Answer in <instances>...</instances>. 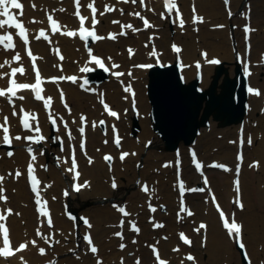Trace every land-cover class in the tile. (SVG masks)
Instances as JSON below:
<instances>
[{"label":"bare ground","instance_id":"6f19581e","mask_svg":"<svg viewBox=\"0 0 264 264\" xmlns=\"http://www.w3.org/2000/svg\"><path fill=\"white\" fill-rule=\"evenodd\" d=\"M25 3V19H26V25L28 26L31 36L36 34L39 30V28L47 27V23H46V11L51 13L54 17L58 18V21L62 24V25H68V26H74L78 23L77 19L73 16L74 13V8L73 4L70 3L69 0H67L66 2L63 3H59L58 1H52V0H23ZM98 2V4L101 7V10L103 9V2L102 0H96ZM232 4L234 5V7L238 8L239 10L236 12V15L232 18L227 17V13L223 7V3H221L218 0H180V3L182 5L183 10L185 11V22H187L188 25L192 26L193 28H197L199 29L198 33H195L191 30V27H189V31H188V35L185 37H181L180 34H178V26L176 25V40H180L181 39L183 41H185L183 43V45H181V55L183 56L182 62L185 64V67L183 68L182 74L184 76L185 79L189 80L192 77L195 76V73L197 72V68L195 66L192 65V63L194 62V60H202L203 61V65H202V83L203 86L206 87V85L209 83V80L212 76V73L214 71V69L217 67V65L215 66L214 64H209L207 63V59H221L220 63L222 61H224V59L228 58V59H234V51L232 50V48L230 47V43H227L228 40V26L230 24L233 23V21L235 20V17L237 18V20H239L241 18V14L240 12L244 10V14L246 13L247 7L246 5H244V3H241V0H232ZM259 0H255L254 4H259V3H264V0H260V2L258 3ZM82 2L85 5V8L87 3L90 2V0H82ZM106 2L108 4H110V6H114L115 9H117L116 11L110 12V13H105L102 16V21L103 24H100L97 26V29L99 31L104 30V22L108 20V18L110 16L114 17H120L122 19H128V22H132L133 18H136L133 15H129V13L134 12L136 9H140L143 11L142 15L148 16L150 19V23L154 26H158L157 28H161V31H158L157 33L159 34V40L160 39H166V34L167 31L164 28L166 26V19H162L160 16L161 12H164L166 15V11L163 8V3L162 0H146V3L148 5V8L154 9L155 11H148L147 9H142V7L138 4H136L135 6L129 2V3H119L116 0H106ZM35 3L37 5L36 9H33L31 7V4ZM192 3H195L197 8H198V13L199 16H203L204 20L202 23H193L192 21V13H191V8L190 5ZM68 5V8H66ZM72 5V6H71ZM243 7V8H242ZM260 6H255L252 7V11H254L256 8H258ZM60 8L65 9L66 11H59ZM233 8V11L236 9ZM251 8V7H250ZM261 8H264V4L261 6ZM56 11H53V10ZM120 9H123V14H121V12L119 11ZM186 11L190 14V16H188V14H186ZM204 12V13H202ZM169 15V14H168ZM167 15V16H168ZM221 15V18L218 20L216 17ZM171 16V15H170ZM169 16V17H170ZM244 17V16H243ZM35 18L38 21H42V23H37V24H33L30 21ZM169 19V18H168ZM123 20V21H124ZM263 20H264V16L261 18L260 16H257L256 19H254V26L259 25H263ZM221 21V24H220ZM235 22V21H234ZM245 22V21H244ZM108 23V22H106ZM143 25V24H142ZM216 25H223L222 28H218L216 27ZM187 26V25H186ZM110 28L108 29H113L116 31L120 30V26L119 27H114V26H108ZM138 28V27H136ZM154 28V27H152ZM150 28V29H152ZM187 28V27H185ZM254 29V28H253ZM187 30V29H186ZM185 30V31H186ZM128 31V36L130 34H133V38L131 40H136L137 44L134 46V54L130 57L129 54H124L122 57L120 58H113L112 57V61L115 60H120L122 61V63H124V67L126 66H130L132 62H134L135 60H137L138 58H146L149 57V53L153 50V48H155L156 52H157V56L159 57H164L165 53L164 52H158V46H159V41L158 39H154L150 42V46H145V44L140 45V41L143 39V37L146 35L144 32H147L148 30H140L138 32H133L130 29L126 30ZM152 33V32H151ZM235 36L237 37V48H239V52L241 56L245 55V37H244V32H243V37L242 39L240 38V31L239 28L237 27L235 29ZM135 35V36H134ZM196 36H199V38L196 39ZM220 39V41L222 42H216V40ZM240 40H242V42L244 41L243 44V49H241L240 47ZM250 41L252 42V50L250 51L251 54L256 53V51H258L260 55H263L262 53L264 52V30L261 34H258L255 31L252 32V34L250 35ZM165 42V41H162ZM216 42V43H215ZM91 43V47L96 48L97 52L104 55L105 57H107V55H111L114 54L115 52H118V44H116L114 41H102V42H90ZM34 45V49H35V53L38 57H42V59H39V62L41 64L42 67V71L43 74L45 76H48L50 74H67L70 72H80L79 68L82 67L84 65V63L87 61L88 56L85 53V48L83 45V42L77 37V38H68L65 37L64 35H61L60 33H56L53 35L52 37V42L50 45H48L46 42L44 41H37V42H33ZM56 47H58L59 50H62L65 53V59L63 61L64 67H63V71H60V69H58L57 67H55L56 63H58V61L55 58V52L54 50L56 49ZM205 48H207V59H205V57H203L201 55V53L205 50ZM16 50H19L23 53V49L21 45H17ZM220 50H222V52H220ZM262 52V53H261ZM12 52L9 51H5L3 49L0 48V63L3 62V60L5 58H10L9 55H11ZM254 55V54H253ZM196 56H198L199 58H195ZM169 57L170 60H172L174 58V53L172 51H170L169 53ZM208 57H212V58H208ZM156 57H152V60L149 59V62L154 61ZM223 59V60H222ZM166 61V60H164ZM27 59L24 57L22 59V63L23 64H27ZM139 62H143V60H139L137 61V63ZM190 63L192 66L191 67H187V64ZM236 65H238V63H236ZM235 63H233L232 65V72L231 75L233 74L234 68L236 67ZM224 66L226 67V65L224 64ZM242 68V67H241ZM28 69V68H27ZM122 69L123 66H122ZM260 69H262V72L264 73V64L262 63V65L260 66ZM126 70V69H125ZM0 71H8V67L6 66L4 69H0ZM148 72V70H144V69H135V73L140 74L141 78L140 81H144L145 78L142 77V74H145ZM18 77H22L19 76ZM250 80V85L254 86L256 89H259L262 93L261 96H255L253 94L249 95V105L251 110L255 111V109H259V106L261 104L264 103V81H257L256 79V73H255V67L254 64L252 65L251 68V75L249 77ZM126 82L127 85L132 86V83L134 81L133 77H129V75H127L126 77H119V78H115L112 75L109 76V78L101 83L100 85H93V86H88L89 88H94L96 89L94 94L89 93V95L83 93V91H81L79 89V86L82 84L81 82H77V83H55V84H48V88L46 90V96H52L53 97V103H52V110L53 114L58 115V117H68V122L69 124L72 126L73 132H72V136L74 134L79 135L80 140H82V137L85 136L87 138V148L89 149V151L93 152V157L91 158L92 163H94L91 167L84 165V162H82V159L80 161V166H81V170H82V174L80 176V181L82 183H84L85 181L88 182V180L86 179V177H89L92 179L91 183L92 185H89V187L83 188L81 189V191H79L80 195H87V194H107L111 197H115V194L112 191H108L107 192V185H105L102 182V177H110L109 172L107 170V165L108 163H105V161L103 160L102 156L100 155V151L98 150V148H95L96 146H99V142L101 141V135L99 132V129L97 127H93L92 126V122L95 121L97 122L100 119V115L107 117L108 121L110 122H115L114 126L115 128H118L122 125V120L124 118L123 116V112L120 113V119L118 121H116L113 117H108L105 115L104 113V108H103V104L100 102L101 101V94L102 96H108L109 100H111L112 102H120L119 99V93L120 90L117 88H120L119 85L121 82ZM125 83V85H126ZM6 84V80H0V86H3ZM119 84V85H118ZM57 85H60L59 87H57ZM139 85V89L136 92V96H135V100H137L138 102V106H139V111H140V117L141 120L144 124V129L143 132L141 133V137L146 138L147 136L150 135V129H149V119H147L146 117V113L148 112L147 109L148 108V104H147V98L146 96H144V91L142 90V83H138ZM141 86V88H140ZM60 90H63L64 92V98L65 101H67L71 106L74 107V110L72 109V114H70L69 112H67V110L64 108V106L61 104V100H60ZM97 94H100L99 98L97 96ZM18 95H23L25 97V99L23 101L17 100V107L19 108L20 105H23L24 109L26 111H30L33 112L34 109H36V107L40 110V115L38 116L37 120L39 123V127L41 129V132L47 137L46 141L43 143V145L41 147H38L35 149V153L34 155H36L37 159L34 162L35 163V174L36 177L40 180L41 184L39 186L40 188V193H41V197L43 198V200H46L48 203H51L50 206L53 209V217L55 218V221L57 223L58 226H63L65 227V230L67 229V227H75V224L72 225L73 223L71 221H69L66 218H61L60 216H58L56 210H59V208L61 207V205H66L68 202H71L74 205V202H76V198L74 197L75 195L73 194V191L70 192V194H68L67 196L63 195L62 193H64V190L61 188L64 184L63 181L68 179V177H64L61 175L60 170H58L55 166L50 165V168L48 171H45L41 165L44 163V161L46 160V157L50 151V148L47 147V143L50 139L49 137V133H50V125H49V116L46 115L44 107L42 106L41 103L39 102H35L33 100L32 94L30 91H23L18 93ZM132 101L133 99L129 96V95H125V98L122 100V103L127 106H131L132 105ZM0 105L3 106V108L6 111H10L12 109V107H9V104L7 103L6 98H0ZM150 106V105H149ZM83 111L85 112L86 115H88V119H94L95 117H97V120H91V124L90 126H84L85 128V132L83 134V136L81 135V133L79 132V128L81 127V122H80V117L78 118V121L76 120V114L79 111ZM103 111L102 114H100V112ZM123 116V117H122ZM86 117V116H85ZM17 118L12 117L11 119V123H10V127L12 128L13 133L18 132L19 129V124L15 123ZM18 121V120H17ZM75 121V122H73ZM89 124V121L87 120V122ZM33 127H35V123H33ZM243 129V127L241 128ZM116 130V129H115ZM111 131H113L111 129ZM65 129L62 125H60V130H59V134L56 135V137H66L65 135ZM212 132V131H211ZM210 130H205L204 133L198 138L199 140V145L201 148H204V146L207 144V138L210 137ZM112 137V136H111ZM112 139V138H111ZM238 139V138H237ZM80 140L78 141L80 143ZM159 143H161V139H159ZM112 141V145L115 144V141ZM77 142V144H78ZM21 143L24 144L23 140L21 141ZM122 144L129 148L127 149L129 155L127 157L124 158V160L120 161V158L118 157V154H116L117 157V161L118 164L115 167V171L116 172H120L119 170V165L122 163H130L133 155H132V148H138V144L135 140H131L130 138H125L123 139ZM221 144V143H220ZM239 143L237 141V144L235 145L234 149L236 150V155L237 152L239 151ZM2 147V142H0V160L2 161L3 164L8 165V166H12L15 167L16 170L19 169L21 171V173L27 174V164L30 160V154L22 149V148H15L13 153L14 155L9 158V157H4L5 155V151L4 149L1 148ZM68 147V146H67ZM109 147V146H108ZM106 147V148H108ZM112 147V146H111ZM57 149V148H56ZM66 152L69 151L70 154V148H68V150H65ZM112 152H115V149L112 147ZM109 151V152H111ZM230 155V153H226L225 159L228 161V156ZM80 157V155H79ZM9 158V159H7ZM202 158V156H201ZM89 161V158H87ZM83 163V165H82ZM214 163V162H213ZM216 163V162H215ZM222 164H227L228 162H219ZM63 167H64V171L66 170L67 166H70V162L66 163H62ZM175 167V173H176V163H171V166ZM236 165H237V159H236ZM235 166L228 165V168L231 169V171H228L227 174H224V176L215 179V175H216V171H212L211 176H210V182H211V187H215V184L217 186H221V188L224 189L223 192V198H221L219 196V200L221 201L222 205L226 208L227 212L229 215H232V213L230 212V210H235L237 212V207L235 206V204L233 205V207L231 206V201L233 198H235V189H234V180H235ZM207 167V166H206ZM207 169V168H206ZM234 169V170H233ZM248 169V168H247ZM245 169L242 172V177H243V182L241 183V189H242V199H243V204H244V209L246 211V209L251 208V210H249L250 215V220L246 217H243L246 221L247 224H243V238L244 234L247 230V232L249 233V235H251L249 237V239H247L246 242V247L248 252L250 253V255L252 256L254 263L255 264H260L261 262V258L258 257L259 252L256 250V245H258L259 243L264 244V205L262 203V199H261V194L264 192V190H261V187L258 185H254L253 187L251 186V178H250V173L249 171ZM3 172H6L3 170ZM141 173H144V171H140ZM122 175H124V173H122ZM5 177V180L3 182V187L6 188V190L9 192V195L11 197V200H7V203L5 204V206H10L13 207V210H15L16 212H13V214L11 215V217H8V223L10 225V236L11 238L15 241V245L19 242V241H24V240H31L30 238L35 237V239H37L38 245L42 246L45 245L47 246L43 240H41L40 238L36 237L35 232L37 228H40V230L45 233H51L50 228L46 225L47 223L45 222V217H41L39 216L38 211L32 210L31 205H28V207L26 208L24 206V204L22 203V201L26 202V197L28 196L27 193L25 192V187L24 184L22 183L21 180H19V178H15L14 176L10 177V180L7 179V174L3 175ZM142 177V176H141ZM176 177V174H175ZM234 177V178H232ZM69 179H72V176L70 174ZM96 179V183L94 184V180ZM201 179V178H200ZM202 182V181H201ZM142 184H140V191H138L139 195H141L142 197L146 196V197H151L153 199L157 198L156 195L153 194V190H152V186L150 185L149 188V192L145 193L142 191ZM50 185V187H49ZM196 185H200L199 184V179L196 178L194 180H191L190 183L187 185H185L186 188H196ZM213 187V188H214ZM171 188V187H170ZM201 188H205L203 183H202V187ZM252 192L249 195H246L245 190H251ZM69 193V192H68ZM73 195H72V194ZM52 194H59V203H53L52 201ZM32 200H35V194L31 196ZM234 200V199H233ZM89 201H93L95 203H97L95 206V208H98L99 203L97 200L95 199H91ZM92 202V203H93ZM61 204V205H60ZM49 205V204H47ZM203 205V204H202ZM204 208L202 209L204 214H208V216L205 218V220L207 221V229L206 230H202L204 232L201 231V233H205L206 231H209V233L212 234V236L210 237V239L207 240V244H209V248H213L218 254H220V257H227L228 259H234L236 258V255L234 252H236V249L233 247V241H235L233 238H230L227 234L226 229L223 227V223L220 220V217L218 215V213H214L208 205H205L204 203ZM180 208V204L178 206V209ZM89 211L88 209H84ZM169 214H172V209H169ZM18 211H20V213H22V217L21 219L18 218L17 215H15V213H17ZM64 211V210H63ZM132 211V215H134V210L131 208ZM179 211V210H178ZM242 212V211H240ZM239 212V213H240ZM96 214H104L105 216V220L107 221V223L110 221L108 218H114V214L111 210L110 207H99L96 211ZM159 213V211H158ZM93 216V214H91ZM217 216V220L215 218V216ZM240 215L242 216V213H240ZM160 216V214H159ZM94 217V216H93ZM236 217V216H235ZM87 218V217H86ZM186 218V216H185ZM24 219V220H23ZM122 219L121 216H119V220L118 222L120 223V220ZM42 221V226L38 225V222ZM199 221V220H198ZM221 222V226L220 227V222ZM91 224V222H90ZM72 226V227H71ZM174 227H177L176 223H173ZM92 229L95 232V235L93 237V242L96 243L100 250L98 252V255H93L91 253H88V244L85 241H82L81 247L80 249L82 250L81 254L78 256L80 258V261H76L79 264H92V262L94 263V261L97 262V260H100L102 254H105V249L106 248H111L112 251L111 253H109V259H115L117 261V258L120 254H127V251L125 252H120L118 250H116V242L117 240L115 238H112L111 241L109 243H106L104 241V237L109 236V233L111 232L110 228H105V234L102 238V241L100 240V238L98 237V233L96 232V221L94 218H92V227L89 228L86 225H82L81 228L79 227V233L80 232H87V230ZM72 236L75 235L74 230H72ZM93 232V233H94ZM161 234V232H160ZM192 235V234H190ZM192 236L195 237H200L199 235H195L193 234ZM143 240V238H141V241ZM246 240V239H245ZM193 241V240H192ZM194 244V242L192 243V245ZM191 245V246H192ZM162 248H160L161 250V256H164L163 253H166V251H168L166 248H164V242H162ZM187 247V246H186ZM264 247V245H263ZM182 248H185L184 246H182ZM232 249L234 252H232ZM229 252V255H228ZM195 255L196 252H195ZM239 255V253H238ZM19 256H23L25 258V260L28 261L29 263L32 264H38L40 261L45 260L46 262L51 261V257L48 255V252L45 256H41L38 254V251L36 248L32 247L31 245L29 246V248L24 251L21 252L19 254H17V256L10 258L9 260H4L2 258H0V264H20L19 261ZM198 256H195V258H197ZM139 259L141 260V262H148L149 259V251H146L142 254H140ZM167 259L169 260V258L167 257ZM54 261V260H53ZM101 261V260H100ZM203 262V263H202ZM198 262V264H208L207 262ZM44 263V262H42ZM187 262L183 261V264H186ZM193 263V262H192ZM191 263V264H192ZM155 264V263H154ZM169 264H170V260H169ZM210 264H219L218 261L213 260Z\"/></svg>","mask_w":264,"mask_h":264},{"label":"rangeland","instance_id":"374dc122","mask_svg":"<svg viewBox=\"0 0 264 264\" xmlns=\"http://www.w3.org/2000/svg\"><path fill=\"white\" fill-rule=\"evenodd\" d=\"M221 3H223V7L226 11V13L228 14V10H233L234 5L232 4V0H230V2L228 4H225L224 0H218ZM250 3V5H248L249 7H251L250 9L252 10V7L255 6H260L258 8H256L254 11H252V20H251V24L252 26H254V19H256L257 16H260L261 18L264 16V8H261V6L264 4L259 3L260 0L258 1L259 4H254L255 0H241V3L247 2ZM138 3V2H137ZM136 5V4H135ZM229 8V9H227ZM243 8V7H242ZM238 10V8H236L235 12ZM137 11V9H136ZM141 11V10H139ZM233 12V11H231ZM186 13L190 16V14L186 11ZM204 13V12H202ZM241 14V18L239 20H237V18L235 17V22L233 21V23L231 25H229L228 28V40L227 43H230V47L232 48V50L234 51L233 55H234V59H224V64L226 65V68H228L230 76H234L235 75V68L233 71V74L231 75L232 72V65L233 63L236 64V58L240 55L239 52V48H237V37L235 36V29L238 27L239 31L241 33L240 38L242 39L243 35H242V29L241 26L244 23L243 18L245 17L244 14V10L240 12ZM114 16V15H113ZM111 16L108 21L111 22L112 21V17ZM244 16V17H243ZM203 17V16H202ZM228 17V15H227ZM204 18V17H203ZM218 20L221 18V15L216 17ZM126 21V20H125ZM135 26L136 27H141V24L139 22V18L136 19L135 21ZM133 22V23H134ZM171 21H166V26L164 27L167 31L166 34V39H160L159 40V34L157 33L158 31H161L160 28L157 29L158 26L154 25V28L149 29L147 32H144L146 35L144 36V38H147V40L151 41V39H149L150 35H155L156 37L154 39H158L159 41V46H158V52H164L165 53V58L164 59H170L169 57V53H170V49H169V45L171 42L177 41L178 43L182 44L185 42L181 39L180 40H176V33H175V24L171 25ZM221 24V21H220ZM263 25H257L254 26L255 30L258 34H261L264 30V20H263ZM171 27L173 28L174 31L171 30ZM189 27H191V30L195 33H198L199 29L197 28H193L192 26L188 25L187 28L184 27L183 32L178 31V34L181 35V37H185L188 34L189 31ZM152 32V33H151ZM130 37H133V35H131ZM199 38V36H196V39ZM165 41V42H162ZM220 39L216 40V42H219ZM215 42V43H216ZM222 42V41H220ZM116 44H118V54L116 55V58H118L119 56L121 57L123 48L125 47L126 44L131 45V43H136V40H131V38L129 39H120L119 41H115ZM240 47L241 49H243V42L242 40H240ZM207 50V48H205ZM122 50V51H121ZM220 52H222V50H220ZM117 53V52H115ZM259 52L256 51V53L254 54V62L257 63V66H254L256 69V79L257 81L261 82L264 81V73L262 72V69H260V66L262 65V55L258 54ZM262 53V52H261ZM87 54V52H86ZM264 55V52L262 53ZM151 57V56H149ZM195 58H198V56H196ZM212 58V57H209ZM149 59V58H148ZM137 60H144L146 61V58H138ZM136 60V61H137ZM221 60V59H219ZM223 60V59H222ZM134 61L133 64L136 62ZM174 61V60H173ZM152 62V61H151ZM191 66V64H188V67ZM132 68V67H131ZM264 71V70H263ZM214 74V71L212 73V76ZM196 75V73H195ZM212 76L209 80V83L206 85V87L203 86V83L201 81V87L202 88H208L210 85V82L212 80ZM134 77V82H137V84L133 83L134 86L138 89L139 85L138 83H142V90L144 91V96H146L147 98V87L146 84L148 83V74H142V77L145 78L144 81H140L141 75L140 74H133ZM195 77V76H194ZM194 77H192L191 79L187 80L185 79V81H189L192 80ZM120 87H122V85H120ZM141 88V86H140ZM120 90L119 93V99L120 102H112L109 104H114L115 106H118L119 110L123 112V120H122V127L120 129L121 133H123L125 138H130L131 140H137V144H138V148H134L132 149V153H135L134 157L132 158L131 162L128 164H122V166H119V170L120 172H116L114 167H108L109 170H111L110 172V179H108V177H102V182L107 185V192L108 191H112L115 194V197H111L107 194H87L85 196L83 195H77L74 196L77 200L76 202H74V205L71 204L72 208H77L78 211L83 214V215H89L91 217V214H93V218L96 221V232L98 233V237L100 238V240L102 241V238L105 234V228L107 226H110L111 231H113V229L115 228L113 235L116 232H122L123 233V239L118 238L117 236L114 235V238H116L117 244H116V250L124 252L126 249L128 254H130V256L124 258L125 262H130V264H135L134 262V258L136 256H139L140 254L149 251V261L148 262H144L141 264H153L155 262L154 259H152V257L150 256V251L151 249L148 247V245H152V244H158L161 245V242H164V248H166L168 251H166L168 254H170L172 256V263H174V261L179 262V259L173 255L175 254H179L180 256H182L184 254V252L186 250H190V251H195L196 252V256H198L195 261L197 262H207L208 264H210L213 260L218 261L219 264H241L240 261V254L238 255L239 252H234L232 249V252L235 253L236 258L234 259H228L227 257H220V254H218L213 248H209V244H205L202 246V239L206 236V242L208 239H210V237L212 236L211 233H209V231H206L205 233H197V232H193L194 228L197 227V222L198 220H204L208 214H204L203 212V208H204V203L205 205H208L209 208L214 212L211 204L206 201L208 197L206 192H192L189 193L188 195H186V199L188 201V207L191 208L194 212L195 215L193 216H186V218L183 217V219L178 220L177 219V213H178V199H179V195L177 192V189L175 187V168L171 167V163H174L176 160L181 159L184 165V173H185V180L186 183H190L191 180H194L196 178L199 179V177L196 175V173L193 171L191 165H190V160H189V154H188V150H187V146L181 145V151H179V154L181 156H176V153H172V152H165L162 149V141L161 143H159L158 137L156 136V134L153 132V129L151 127V121H150V117H149V111H150V103L149 101L147 102L148 104V108L147 109V113H146V117L147 119H149L148 125H149V129H150V135L147 136L146 138L141 137V133L143 132L144 129V124L140 118V114H138L139 116V122H140V126H141V132L138 134L137 138H133L130 136V131H131V121H132V117L135 115L132 112L131 106H124V104L122 103V100L124 99V91H122L120 88H117ZM68 108L71 109L72 111V106L68 105ZM65 108V109H68ZM69 113H72V112ZM103 119V118H101ZM91 120H97V117ZM88 126H90V123L88 124ZM243 127V129H241ZM101 136L103 137L102 140L99 142V147H100V154H102V152L104 150H108L109 148L104 147L105 144H109L111 141V127L110 124L106 123L105 124V129L108 132L105 135H107V137H105V135L102 134L103 130L102 128L98 127ZM120 128V127H118ZM210 130V137L207 138V144L204 146V148H201L199 145V140L197 139V143H196V147L198 148L200 154H202V159L205 160L208 168L212 171H216V175H215V179H218L224 174H227L228 171H221L218 168H213V167H209V165H212L213 162L219 163V162H228V165L231 166H235L236 165V158L238 156V154L236 155V150L234 149L235 145L237 144V138L239 135V132L244 131L245 135H246V142H245V147L243 149V170L247 169L250 173V178H251V186L253 187L254 185H258L261 187V190H264V103L261 104L259 106V109H255V111L251 110V108L249 107V114L246 117L245 123L244 125H233L230 127H218L217 122L212 121L211 126L209 128H203L202 129V134L204 133L205 130ZM212 131V132H211ZM201 134V135H202ZM200 135V136H201ZM199 136V137H200ZM248 137H251L252 139V144H248L247 143V139ZM55 138V136H54ZM78 136L77 134L75 135V139H77ZM62 140V144L64 146L63 151L60 150L61 153H63L65 150V147L67 146L66 141L63 140V138H61ZM59 141L55 142V139H52V141L49 144L50 149L52 150L50 154L47 155L46 157V162L45 164H43V169H48L50 165H55L54 161L57 160L56 156L57 154L55 153V148H59ZM105 141H107V143H105ZM221 143V144H220ZM243 145V146H244ZM14 148L18 147V148H22V146L20 145V143H14ZM97 147V146H96ZM95 147V148H96ZM127 147L121 146L120 149H118L117 147H115V149L117 150H121V149H125L126 150ZM5 149V148H4ZM110 150V149H109ZM116 150L115 153H117L118 151ZM226 153H230V155L228 156V161L225 159ZM60 158V157H59ZM60 160V159H59ZM87 160L84 159V162H86ZM258 162V166L257 167H250L249 165H251L253 162ZM114 164V162H113ZM168 165L167 167H165V165ZM4 169L6 170V174L8 175V177H10L9 173H15V169L12 166H8L5 164H2ZM227 165V164H226ZM227 165V166H228ZM56 166V165H55ZM58 169H61V167L56 166ZM209 170L210 176L212 171ZM234 170V169H233ZM140 171H144V173H141ZM62 173V172H61ZM122 173H124V175H122ZM12 176V175H11ZM116 176H119L118 178ZM140 176H142L141 181L145 180L148 181L152 184L153 186V194L157 196V198L153 199L151 197V199L147 198V197H142L141 195H139L138 191L140 190ZM233 178V177H232ZM10 179V178H9ZM88 179V177H87ZM241 179L243 182V177L241 175ZM19 180L22 181V183L24 184L25 187V192L27 193V197H26V202L22 201V203L24 204V206L27 208L28 205H31V208L33 210V202L31 201V196L30 192L27 188L26 185V181H25V177L24 174H22L19 177ZM113 180L115 181V183L118 185L116 188L112 187V182ZM140 181V182H139ZM200 182V179H199ZM65 183V180L63 181V184ZM96 183V179L94 180V184ZM92 184V183H91ZM202 184V183H201ZM64 186H66L65 189H67L68 191H70L69 189V185H63V189ZM171 187V188H170ZM197 188V185H196ZM217 191V193L219 194L220 197L223 198V192L224 189L221 188V186H217L215 184L214 187ZM246 195L251 194L252 189L251 190H245ZM53 197H55L54 199V203H57L59 201V196L58 195H53ZM91 199H95L98 201L99 203V207H110L113 214H114V218H108L110 221L107 223V221L105 220V216L104 214H96L95 211L98 208H95L93 206H95L97 203L93 202V201H89ZM261 199H262V203L264 205V192L261 194ZM152 203V204H156L158 206V208H161V212L162 215L159 219H154L152 218L151 220L148 218V214H149V210H148V202ZM92 204V205H86L87 203ZM93 202V203H92ZM59 203V202H58ZM28 204V205H27ZM85 204V205H84ZM203 204V205H202ZM124 206L127 207L128 209H130L132 207V209L134 210V216L132 217L133 219L139 220L141 222L142 225V229L143 232L142 234H138V233H131L128 225H127V221H126V225L125 226H121L118 223V216H120L119 212H116L114 209V206ZM234 203H231V206H233ZM68 207L66 206H61L59 208V210H56L58 216H60L61 218H64L63 216V210L66 209ZM84 209H88L84 210ZM169 209H172V214H169ZM249 210H251V208H248L245 210H241L242 212H240V210L236 213V215L239 216V218L242 217V219H244L243 217H246L247 220H250V213ZM242 213V216L240 217V213ZM215 213V212H214ZM216 214V213H215ZM20 217L22 216L21 213L19 215ZM152 216V215H151ZM182 216H184V214L182 213ZM215 216V215H214ZM19 218V217H18ZM216 220H217V216H215ZM24 220V219H23ZM245 223L247 224V221L244 219ZM165 223L163 228H154L153 224L154 223ZM218 222V220H217ZM220 222V221H219ZM173 223H176L178 226L174 227ZM80 226V221L76 222L75 226L77 227ZM220 227L221 224H220ZM50 230H52L53 234V241H52V246L51 247H46L48 255L55 260L56 262L54 264H79L76 261H79L76 259V257L78 256L77 251H75L76 249L79 248L81 242L83 241V235L84 233L80 232V238H77V233H79V230H77V228H75L74 230L76 231V237H70L67 236V234H70L72 232V228H68L66 229V234L64 236H62L59 232V228L57 226V224L55 223V229L54 228H50ZM180 231H189L192 234L195 235H199L200 237H195L194 239V246L189 247V248H185V249H181V247L179 248L177 243H178V239H177V235ZM202 231V230H201ZM92 232H94L92 230ZM161 232V234H160ZM204 232V231H202ZM134 235H136V237H134ZM210 236V237H209ZM245 236L247 239H249V237L251 235H249V233L245 232ZM164 237H167V239H164ZM137 238L139 240V242L137 243H133V239ZM141 238H143V240L141 241ZM111 237L106 236L104 237V241L106 243H109L111 241ZM55 241H59V243H55ZM123 243L126 246V248L124 250H122L119 245ZM134 244L139 250L136 251V247L131 245ZM131 245V249L128 248ZM264 244L259 243L258 245H256V250L259 252L258 257L261 258V262L260 264H264ZM40 246V245H39ZM179 248L180 251L179 252H174L173 249L174 248ZM233 247L236 249L235 247V243H233ZM134 250V252H133ZM112 249L111 248H106L105 249V254L104 257L102 259V264H120L119 262L115 263L112 261V258L109 259V253H111ZM88 253H91L88 250ZM229 255V252H228ZM252 259V264L254 263V260L251 256ZM192 262V261H191ZM191 262H187L186 264H191ZM203 263V262H202ZM44 264H48L47 262H45ZM93 264H97V262H94Z\"/></svg>","mask_w":264,"mask_h":264},{"label":"snow or ice","instance_id":"6c2138e0","mask_svg":"<svg viewBox=\"0 0 264 264\" xmlns=\"http://www.w3.org/2000/svg\"><path fill=\"white\" fill-rule=\"evenodd\" d=\"M118 2H121V0H118ZM123 3H129V0H122ZM130 2L135 5L137 2H139V5L142 8H146L148 11H155L154 9L148 8L147 3L145 0H130ZM163 3V8L165 11L169 14L168 16L165 15L164 12L160 13V16L162 19H168L169 16L172 13H175V19L172 21L173 23L178 24V26L183 29L185 25V20L183 18V15L179 9L177 0H162ZM228 3V0H225V4ZM24 7L25 5L21 2V0H0V31L3 32V34H0V47H2L5 51L9 50H15L17 48V44L14 42V37L12 32H8L7 29L11 28L16 30L15 35L19 38V40L23 43L25 46V52L27 57L31 61V71L34 74V82H20L17 79V75L19 76H26L27 74V69L23 66L22 63V56L19 51H15V54L11 56L10 59L5 58L2 63H0V69H4L6 66L9 68V71H0V80H6V86H0V98H6L7 102L9 105L12 106V116H19L20 119V124L21 127L26 130V131H31L35 133H40L41 129L39 127V123L37 120V116L35 113L26 111L23 107V105L19 106V111H17V106L15 101L20 100L23 101L25 97L23 95H18V93L23 92V91H30L34 99L37 101H42L43 106L46 110H49L48 116L49 120L52 123L53 126L57 124V119L56 116L52 114L51 107L53 103V97L52 96H45L44 95V87L43 84L45 82H51V83H58V81L62 80H67L71 81L72 83H77L81 77H78L76 75H54L50 77H44L42 75L41 69L37 64V61L39 59H42V57H38L37 55L33 54V51L31 47H29L30 41H29V29L25 26V23L20 17H23L24 15ZM31 7L33 9H36L37 5L35 3L31 4ZM74 7L75 11L73 13V16L78 20V27L73 29L70 28L68 25H62L57 19H54L53 15L51 13H48L46 11V18L48 22V28L41 27L39 28L38 32L35 34L34 38L35 40H45L48 41L51 44V38L49 35V30L52 34L60 33L61 35L70 37V38H79L84 45V48L86 49L88 60L84 63L82 67L79 68V71L81 73H89L94 71L93 67H90L89 65H95L96 67L103 69L105 72H110L113 76H116L117 78L121 77L124 75V73L119 72V71H112V69H118L120 66L115 63H111V67H108L105 63V58H102L98 55H95L93 52L92 47L89 46L88 41L91 40L93 42H98V41H103L105 39H110V40H116L117 36H126L127 32L125 29H130L133 32H138L141 29L134 27L131 23L128 24H121L119 20H113V24H117L121 26V31L119 33H113L109 32L107 36L100 35L97 32V25H99L100 21L97 19V12L98 9L95 7V0H91V2L87 3L86 7L90 10L91 16H85L82 15L81 13V0H74ZM13 10H17L14 12ZM114 6H109L105 4L104 10L100 12L99 14L103 16L105 13H110L113 11H116ZM53 11H56L55 9ZM59 11L63 12L66 11L63 8H60ZM121 14H123V9L119 10ZM193 17L192 21L193 23H202L204 18L196 14V9L195 6H193ZM129 15H133L137 18H139L143 22V27L145 29L152 28L154 27L147 18H145L139 11L129 13ZM229 15H231V12H229ZM90 21V25H89ZM33 24L37 23H42V21H38L35 18H33L31 21ZM218 28H222L223 25H216ZM255 31V29H252L250 26L245 25L244 27V32H245V39L248 40V35ZM151 39V37L149 38ZM171 48L174 52L180 53L181 49L179 46H177L175 43L171 45ZM248 48L250 49V44L248 45ZM56 55L59 57V60L63 61L64 56L60 54V50L57 48L54 50ZM128 53L129 56L131 57L134 54V50L129 47L128 48ZM150 56L152 57H157V52L155 48L149 53ZM205 59H207L208 54L206 52L201 53ZM107 60L110 62L112 60L111 57H107ZM262 60H264V55H262ZM13 63L18 64L19 66L13 67ZM207 63L209 64H219L220 61L218 59H207ZM153 65L151 64H139V65H134V67L146 69V68H151ZM60 71H63L62 67L60 65H55ZM196 67L199 68L200 64L199 62L196 63ZM243 72L245 76H250L251 72L249 69V66L245 64L243 68ZM128 75H131V72L128 73ZM88 84V80L84 79L83 84L80 85V87H84L85 85ZM126 92H131V86H127L124 89ZM247 91L250 94L256 95V96H261L262 93L259 89L253 88V87H248ZM60 100L64 104L65 108H68V104L65 101L64 98V92L63 90H60ZM103 104L104 110L107 112V114L111 117H114L116 119H119V114L112 110L110 106L107 103H104L102 99V94H101V101ZM69 112L71 111L70 108H68ZM60 120L63 122V127L67 130V135L69 140H71L72 134L71 130L68 129V124L66 121H63V117H60ZM75 122V121H73ZM80 122H81V127L79 128V132L83 136L85 132L84 125L87 122V118L82 114L80 116ZM33 123H35V127H33ZM95 121L92 122V126L96 127ZM100 124H104V121L101 120L99 121ZM58 130V129H57ZM113 131H115V126L113 125ZM0 133H2V141L5 145L11 146L13 143V140H21L24 139L28 142H35L39 143L40 141L45 140V137L43 135H27V136H21V135H15L12 136L10 134V126H9V117L7 115L3 116L2 122H0ZM56 139H59L57 137ZM244 141L241 140V143ZM107 143V141H105ZM115 143L117 146L120 145V137L117 135L115 137ZM247 143L250 145L252 144V139L251 137H248ZM80 148H84V142L83 140L81 141ZM63 151V147L61 149ZM28 153L30 154V160L27 163V177L30 182V187L31 191L35 194V203L37 205V211L39 213V216L45 217L46 218V223L49 227L52 226L53 221L50 215V212L48 210L47 204L48 202L46 200H43L41 197L40 193V180L36 177L35 175V167H34V162L36 161L37 157L36 155L32 154L33 149L31 146L27 148ZM7 155L9 157H12L14 153L12 151H8ZM129 155L128 152H122L120 155V159L124 160L125 157ZM132 155H135V153H132ZM192 155V162L195 165L196 169L198 171L202 172V169L204 168V165L202 162H200L197 159V154L193 151L191 153ZM59 157L57 158L59 162ZM105 161H111L112 157L110 155H105L104 156ZM243 157L242 155L237 156V160H242ZM67 162V161H65ZM89 163H92L91 158H89ZM179 164V161H177V165ZM168 165L166 164L165 167ZM250 167H257L258 162H253ZM41 167H44L43 165ZM77 161L75 158V152L73 150L72 156H71V167L67 169L68 172L74 173V180H77L80 176V172L77 170ZM209 167H214V168H220L224 169L225 171H231L225 164L222 163H213L212 165H209ZM237 178L234 180V189H235V198H234V204L236 207L240 208L241 210L244 209V204L241 200V186H240V180H239V173H240V165L237 164L235 168ZM9 175H13V173H9ZM22 175L21 171L17 169L14 173L15 178H19ZM5 180V177L3 175H0V201L7 202L8 197L4 194L5 193V188L2 186L3 182ZM203 183L205 185H208V179L207 177L203 178ZM50 187V185H49ZM89 187V183L85 181L84 183H75L73 185V188L76 192L81 191V189ZM112 187L116 188L117 185L115 181L113 180L112 182ZM178 189H179V195H180V210L177 213V219L181 220L183 219V216H181V213H186L187 216H192L193 213L187 209L185 203H184V194L185 192H205L206 188H186L184 181L182 179L178 180ZM142 191L145 193L149 192V186L147 184L142 185ZM69 193L67 190H65L64 195L67 196ZM55 199V197H53ZM212 203L216 207L217 212L219 213V217L223 223V227L226 229L227 234L230 238H233L237 243L238 246L241 249L245 248V244L242 242V235H243V225L242 223L238 222L235 219V214H232L231 219L226 216L225 212L221 209L220 205L216 202V197L213 195L212 196ZM117 208V211L121 213L124 217H128L131 215L128 211H126V208L124 206H114ZM149 210L152 212H155L157 209L149 203L148 205ZM13 214V209L12 208H6L4 211L0 212V258L4 260H9L12 257L17 256V254L26 251L29 246L31 245L32 247L36 248L38 251V254L41 256H45L47 254V249L46 247H40L38 245L37 239H31V240H24L22 242H19L18 245L13 246V243L10 238V229L6 225V221L9 216ZM15 215L19 216L20 213H15ZM75 219V217H73ZM84 223L91 228L92 225L89 223V221L84 218ZM125 223L124 220L120 221L121 226ZM130 229L133 232L139 233L140 229L137 227L136 223L134 221L129 222ZM154 228H163L164 225L161 223H154L153 224ZM207 225L205 223H200L198 227L194 229L195 232L201 233V230H206ZM36 237L40 238L41 240L44 241V243L48 246H52V241H53V234H45L43 233L40 228L36 229L35 232ZM117 237H120L123 239V233L122 232H116L114 234ZM179 238L180 240L188 246H191L193 241L185 235V233L180 232L179 233ZM84 239L87 241L88 245H90L89 251L93 254H96L98 252V249L96 246H94L92 238L88 235L84 237ZM164 239H167V237H164ZM136 241L133 240V243ZM55 243H59V241H55ZM202 246L206 244V236L202 239L201 241ZM121 249H124L126 247L125 244L121 243L119 245ZM148 247L152 250L154 259H155V264H169V262L161 257V254L159 250L157 249L155 244L148 245ZM179 248H174V252H179ZM246 258L247 254L245 253ZM186 259L188 261H193L195 262V257L192 256L190 253L186 256ZM19 261L20 264H28V261L25 260L23 256H19ZM48 264H54V261H49ZM97 264H102L100 260H97ZM121 264H124L123 258H121ZM135 264H141V260L139 258L136 259ZM249 264L251 262L249 261Z\"/></svg>","mask_w":264,"mask_h":264},{"label":"water","instance_id":"95a60500","mask_svg":"<svg viewBox=\"0 0 264 264\" xmlns=\"http://www.w3.org/2000/svg\"><path fill=\"white\" fill-rule=\"evenodd\" d=\"M149 76L151 118L167 150L177 149L181 141L186 145L194 142L211 120L226 127L242 123L248 113L247 83L239 66L233 78L223 64L217 66L210 86L204 90L200 88L199 76L185 84L176 64L154 67ZM135 126L139 130L137 123ZM240 252L241 264H249L246 252Z\"/></svg>","mask_w":264,"mask_h":264}]
</instances>
